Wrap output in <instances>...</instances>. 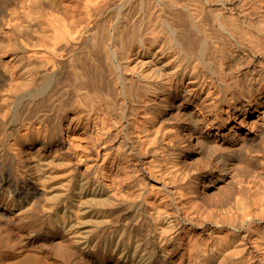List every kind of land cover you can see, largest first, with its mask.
Returning a JSON list of instances; mask_svg holds the SVG:
<instances>
[{"label":"bare ground","instance_id":"obj_1","mask_svg":"<svg viewBox=\"0 0 264 264\" xmlns=\"http://www.w3.org/2000/svg\"><path fill=\"white\" fill-rule=\"evenodd\" d=\"M0 264H264V0H0Z\"/></svg>","mask_w":264,"mask_h":264}]
</instances>
